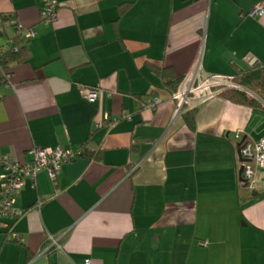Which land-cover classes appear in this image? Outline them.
Here are the masks:
<instances>
[{
    "label": "crops",
    "instance_id": "1",
    "mask_svg": "<svg viewBox=\"0 0 264 264\" xmlns=\"http://www.w3.org/2000/svg\"><path fill=\"white\" fill-rule=\"evenodd\" d=\"M57 2L46 24L40 0H0V50L18 35L9 17L36 31L26 60L0 65V154L97 156L68 161L57 181L42 171L35 189L26 180L0 264H264V169L249 188L239 158L264 138V109L215 93L191 97L186 115L172 86L234 76L247 54L264 63V15H249L264 0ZM50 236L60 247L44 252Z\"/></svg>",
    "mask_w": 264,
    "mask_h": 264
},
{
    "label": "built area",
    "instance_id": "2",
    "mask_svg": "<svg viewBox=\"0 0 264 264\" xmlns=\"http://www.w3.org/2000/svg\"><path fill=\"white\" fill-rule=\"evenodd\" d=\"M41 1V21L46 24L53 23L58 16L59 5L57 0H40ZM252 17L264 15V3L256 4L249 12ZM16 28L17 34L24 38H32L36 31L30 27H25L15 18L9 20ZM244 62L247 66H255L260 63V59L253 54H247L244 57ZM227 87H238L233 83V76L221 74L206 75L204 77L195 73L186 85H181L178 91L173 93V99L178 102L179 108L183 110V106L187 105L191 97H196L199 101H204L207 98L221 93L222 89ZM85 100L94 103L99 98L100 92L96 88L80 86ZM160 102V99H154L151 107H155ZM188 106V105H187ZM117 119L106 117V124L112 125ZM83 148L71 149L58 147H32L28 153L31 160L23 162L14 159L10 154H0V174L1 195H0V231H8L12 233L13 220L22 215V211H18L14 205L16 194L23 188L26 180L31 181L32 188H37L38 176L42 171H46L53 181H57L59 174L65 163L80 156ZM239 158L241 162L242 173L240 175L241 183L249 188H254L257 182L258 168L264 169V138L256 141H248L241 144L239 147ZM140 165L136 164L132 168L135 170ZM43 204L39 200L36 208H40ZM16 236V235H14ZM17 237V236H16ZM201 245H207L208 241H201ZM60 247L58 240L50 236V243L47 245L44 252H48L53 248ZM90 264V260L86 261Z\"/></svg>",
    "mask_w": 264,
    "mask_h": 264
},
{
    "label": "trees",
    "instance_id": "3",
    "mask_svg": "<svg viewBox=\"0 0 264 264\" xmlns=\"http://www.w3.org/2000/svg\"><path fill=\"white\" fill-rule=\"evenodd\" d=\"M5 17V16H4ZM10 20V17H9ZM30 49L26 45V40L20 34L13 39V44L6 50H0V65L8 68L13 62H22L29 57ZM172 70V69H171ZM170 68H163L162 72L168 76ZM184 78H180L172 83L173 91H178L183 83ZM172 81H169L171 83ZM233 83L238 87L225 86L221 94L233 102L248 104L259 109H264V63L260 61L255 66H246L239 68L233 76ZM194 109H189L187 105L183 106V111L190 114ZM190 126H193V118L188 117ZM81 155L96 157L94 152L85 150L84 147Z\"/></svg>",
    "mask_w": 264,
    "mask_h": 264
},
{
    "label": "water",
    "instance_id": "4",
    "mask_svg": "<svg viewBox=\"0 0 264 264\" xmlns=\"http://www.w3.org/2000/svg\"><path fill=\"white\" fill-rule=\"evenodd\" d=\"M241 173H242V169L240 170V175H241Z\"/></svg>",
    "mask_w": 264,
    "mask_h": 264
}]
</instances>
